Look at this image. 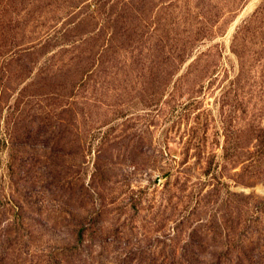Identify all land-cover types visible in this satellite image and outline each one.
Instances as JSON below:
<instances>
[{
    "label": "rangeland",
    "instance_id": "obj_1",
    "mask_svg": "<svg viewBox=\"0 0 264 264\" xmlns=\"http://www.w3.org/2000/svg\"><path fill=\"white\" fill-rule=\"evenodd\" d=\"M236 1L0 0V264H264V0Z\"/></svg>",
    "mask_w": 264,
    "mask_h": 264
},
{
    "label": "trees",
    "instance_id": "obj_2",
    "mask_svg": "<svg viewBox=\"0 0 264 264\" xmlns=\"http://www.w3.org/2000/svg\"><path fill=\"white\" fill-rule=\"evenodd\" d=\"M245 1L246 0H238V1H236L237 2V6L238 5H239V7L242 6ZM236 2H234V3L236 4ZM188 34L189 33H187V32H185L183 34V36H182V38L180 40V45L178 46V49L176 51L179 64L184 63L186 60H188L193 55V52L198 48V47H195V45L193 43L196 40L194 35L192 34V35L189 36ZM199 40L200 39H198L197 41H199ZM80 42L81 41H79L78 43H80ZM209 57H210L209 54L200 53V56H198L192 62L195 65L196 63H199L203 59H204V61H206Z\"/></svg>",
    "mask_w": 264,
    "mask_h": 264
}]
</instances>
